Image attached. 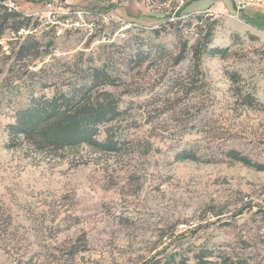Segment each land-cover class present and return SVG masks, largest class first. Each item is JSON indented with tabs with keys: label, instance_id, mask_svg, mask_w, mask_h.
Here are the masks:
<instances>
[{
	"label": "rangeland",
	"instance_id": "rangeland-1",
	"mask_svg": "<svg viewBox=\"0 0 264 264\" xmlns=\"http://www.w3.org/2000/svg\"><path fill=\"white\" fill-rule=\"evenodd\" d=\"M240 2L6 0L42 23L21 38L35 34L42 46L11 60L0 97L19 83L13 96H50L105 65L118 83L106 89L123 111L113 125L127 143L10 148L5 100L0 264H196L202 251L264 264V171L228 154L264 164V0ZM207 22L215 23L210 48L224 52L203 55L197 68L192 48ZM14 36L1 39L6 50ZM183 150L196 159L180 160Z\"/></svg>",
	"mask_w": 264,
	"mask_h": 264
},
{
	"label": "trees",
	"instance_id": "trees-1",
	"mask_svg": "<svg viewBox=\"0 0 264 264\" xmlns=\"http://www.w3.org/2000/svg\"><path fill=\"white\" fill-rule=\"evenodd\" d=\"M181 13L175 11V17L179 18ZM203 18L204 15L198 16L199 21H203ZM32 21L31 16L24 15L16 8L9 6L6 0H0V41L8 31L16 34L8 41L9 49L6 50L0 43V78L5 72H13L15 67L10 62L14 57L21 60L33 50L41 48L42 41L35 34L29 33L21 40L24 31L29 28L37 29L42 24L39 20L34 23ZM168 22L171 25L174 24L172 21ZM207 24V33L192 48L197 68L201 64L203 55L224 52L220 48H210L215 23L207 22ZM14 44H18L19 47L16 48ZM52 45L53 42L47 44V46ZM183 54L184 52L181 53L179 59L183 58ZM230 78L235 88L239 87L240 75L230 73ZM66 85V88L56 89L50 96L45 93L35 95L32 92L24 98H18L12 94L22 88V83H19L15 84V87L12 86L11 92L8 91V99L5 96L0 97V105L7 100L13 106L14 121L7 127L10 136L9 147H18L24 142L37 149L52 151L84 144L102 151H119L125 147L127 137L113 125L121 118L123 111L120 107V98L106 89L107 86L118 85L117 79L109 69L105 65L92 67L80 80L77 79ZM237 90L238 94L243 95L246 104L257 105L253 94L245 93L241 88ZM103 132L105 137L101 139ZM228 154L246 165L264 171V164L253 163L237 150H230ZM178 158L195 160L196 155L190 150H183L178 154ZM213 255V252H199L195 255L196 264H242L228 255L220 256V263L212 261L209 258ZM186 262L183 261L182 264H187Z\"/></svg>",
	"mask_w": 264,
	"mask_h": 264
},
{
	"label": "built area",
	"instance_id": "built-area-1",
	"mask_svg": "<svg viewBox=\"0 0 264 264\" xmlns=\"http://www.w3.org/2000/svg\"><path fill=\"white\" fill-rule=\"evenodd\" d=\"M240 1H242V2H240V4H241L242 7L246 5V3L244 2L245 0H240ZM246 1H247V0H246ZM259 1H262V0H259ZM50 3H51V2H50ZM51 4H52V3H51ZM51 4H50V5H51ZM52 5H53V4H52ZM66 18H67V19L64 18V22H65V23H69V19H68V17H66ZM65 25H66V24H65ZM62 32H63L62 29H60V30L58 31L59 34H61Z\"/></svg>",
	"mask_w": 264,
	"mask_h": 264
},
{
	"label": "bare ground",
	"instance_id": "bare-ground-1",
	"mask_svg": "<svg viewBox=\"0 0 264 264\" xmlns=\"http://www.w3.org/2000/svg\"><path fill=\"white\" fill-rule=\"evenodd\" d=\"M264 210V209H263Z\"/></svg>",
	"mask_w": 264,
	"mask_h": 264
}]
</instances>
